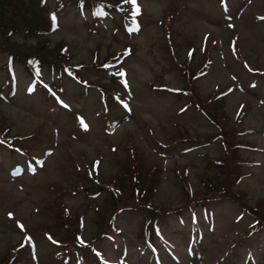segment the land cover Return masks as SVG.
<instances>
[{
	"label": "rangeland",
	"instance_id": "1",
	"mask_svg": "<svg viewBox=\"0 0 264 264\" xmlns=\"http://www.w3.org/2000/svg\"><path fill=\"white\" fill-rule=\"evenodd\" d=\"M48 4L53 7L55 2L49 0ZM167 11H171L172 15L165 19L167 27L164 28L162 19ZM132 13H142L143 18L141 21L138 16L132 18L136 22L134 30L125 31L129 35L124 37L122 29H115L103 18L99 19L96 29H87L83 21L88 20V13L77 12L73 6H64L59 11L54 32L49 35L52 42L67 46L73 63H83L77 66V70L87 80L106 78L102 69L90 64L94 53L97 62L107 50L113 55L118 54L112 62L115 73L118 76L123 73L121 76L127 81L121 106L125 102L130 105V110L129 115L120 117L116 124H104L100 115L101 105L93 100L81 102L80 98L66 94L63 95L66 104L43 100L38 91L30 92L36 86L27 85L31 77L19 66L13 68L14 84L8 92L10 97L5 93L6 96L0 98V107L11 123V132L22 136L18 142L27 144L33 153L40 154L43 166L36 168L30 177L23 169V158L13 151L15 164L25 172L17 177L13 175L16 171L14 166L5 160L11 155L10 149L6 145L0 146V210L9 209L11 214L9 221L0 224V255L6 240L5 257L9 254V247L17 241H29L32 253L50 247L33 226L51 222L46 207L54 198L61 199L70 212L81 213L83 235L94 230L96 226L93 222H102L107 213L96 217L89 209L82 212L83 192H57L50 185L58 182L59 190L74 180L84 183L80 170L93 157L98 158L97 164H93L98 167L99 174L106 178L115 172L128 138L132 139L137 153L142 151L145 157L158 160L162 165L161 181L146 203L164 207L187 201V194L171 169L175 165L184 167L185 180L196 185L197 174L207 169L203 157H198L196 152L212 156L219 149L216 139L206 146H200L203 143H197V140L167 145L163 150H154L148 144L147 128L154 129V136L161 142L165 139L161 128L171 131L176 122L186 124L191 135L209 133V125L215 130L209 121L190 107L180 114L176 113L175 108L181 103L175 100L173 93L150 88L152 81L159 84L156 76H160L169 87H178L182 83L179 69L169 67L165 40L170 44L176 43L173 50L180 58L188 53L190 45L195 49V58H200L201 49L208 45L209 61L195 79L196 90L201 96L213 91L220 95L221 90L227 88L223 92L225 127L244 131L241 141L247 142L248 146L240 148L235 155L240 154L249 160L247 169L240 173L237 181L227 178L222 185L219 182L211 188L222 194L229 187L227 191L236 196L235 199L240 198L238 195H246V204L263 203L264 72L252 74L251 68L264 67V0H232L226 6H220V11L208 5L207 0H135ZM124 44L130 46L129 54H121ZM231 51L238 56L234 57ZM2 61L0 54V63ZM40 74L45 79L49 78L45 67L40 69ZM2 78L3 71L0 70V81ZM72 82V77L65 73L62 82V87L66 88L64 91L76 87ZM88 92L95 95L93 89H88ZM70 106L78 112L77 129L67 109ZM240 111L241 120L238 124L233 123ZM39 127L48 133L46 137L33 136L34 129ZM190 144L197 145L188 147ZM43 147L46 150L41 152ZM99 180L105 183V180ZM211 188L207 189V194L212 196ZM127 191L124 190L120 199L130 197ZM205 205L204 213L184 208L178 214L156 217L155 234L160 240L152 243V249L142 245L136 237L140 215L134 211H121L114 218L112 238L100 240L97 249L106 260L117 259L121 264H219L221 258L222 264H264V227L243 234L249 226L250 217L240 212V202L221 195ZM203 216L207 218L209 228L205 226ZM202 226L205 228L199 229ZM44 255L37 260V264L52 261V255Z\"/></svg>",
	"mask_w": 264,
	"mask_h": 264
},
{
	"label": "trees",
	"instance_id": "2",
	"mask_svg": "<svg viewBox=\"0 0 264 264\" xmlns=\"http://www.w3.org/2000/svg\"><path fill=\"white\" fill-rule=\"evenodd\" d=\"M53 1L55 5L52 7L48 4L49 0H0V54L3 56V61L0 63V70L3 71V78L0 81V98L11 89L14 83L13 68L19 66L25 74L31 75L39 85L33 89L37 90L45 101L49 100L51 95L40 87L41 84H44L52 92L80 98L81 102L93 100L99 103L101 105L100 115L107 123L114 122L127 115L128 113L121 106L120 95L123 94L124 87H122L120 78L115 73V66L112 64L117 56L107 50L101 61L97 62L94 53L90 64L94 68L102 69L106 74V78L103 80L83 79L76 68V66L83 63L80 61L73 63L72 55L67 46L64 43L52 42L49 35L54 32L55 26L58 24L57 16H59V11L64 6H73L76 11L85 10L88 13V20L83 21L84 26L87 29H96L101 15L108 18L114 26L125 25V23L130 22L131 17L128 16L129 14L132 16V3H126L125 0ZM207 3L213 5L215 10L218 9V0H207ZM113 12L118 14L119 19L112 15ZM171 15L172 12L167 11L163 17L164 28L167 27L165 19ZM141 18H143V15L139 14L138 20H141ZM165 42L167 44L166 56L170 64L169 67L179 69L182 83L178 87H169L160 76H156L155 79L159 84L152 81L150 88L155 91L165 90L173 93L175 100L181 103L175 108L176 113L180 114L181 111H185L190 107L201 112L205 119L212 123L215 130L209 125L207 128L210 131L209 133L191 135L186 124L176 122L172 125L171 128L173 129L171 131L165 127L161 128L165 136L164 141L161 142L160 139L154 136V129L151 131L147 128L146 132H149L147 135L148 144L154 150H163L167 145L185 144L197 140H199L197 143H203L200 146H206L216 139L219 151L215 155L210 156L208 153L196 152L198 157H203L207 168L206 171L203 169V172L197 174L198 181L196 185L187 183L183 175L185 174L184 167L175 165L171 169L174 176L180 181L183 192L187 194L188 198L186 200L198 203L207 193V189L213 187V185H217L219 182L222 185V181L227 178H232L233 182L239 179L240 173L247 169L246 165L249 160L244 159L240 154L238 156L235 154L240 152V148L248 146V144L241 141L243 138L241 135H244V131L236 127L232 129L225 127L227 120L223 92L227 88L222 89L220 95L213 91L201 96L196 90L195 79L208 60V45L201 49L200 58H195V49L191 45L188 46V53L180 58L173 50V45L176 43L170 44L168 40H165ZM42 67H45L49 72L48 79L40 75ZM252 68L255 70V67ZM261 69L264 71V67ZM64 70L69 72L76 82V87L71 91H64L60 85ZM53 73H56V79L52 76ZM88 89H93L95 95H90ZM70 112L74 124L77 126L76 111L70 109ZM4 115V111L0 107V143H10L12 139H16L20 135L11 132V123ZM239 116L233 123L238 124L240 121L238 120ZM30 134L28 133V135ZM47 134L40 127L33 131V136L36 138L46 137ZM196 145L190 144L189 147H196ZM113 150H115V146H113ZM115 154L117 153L115 152ZM143 154L142 151L137 153L135 144L132 139L128 138L125 151L123 155H120L121 160H119L115 172L107 176L106 179H102L105 180V184H102V186L106 190V195H110V197L102 198L100 204L95 201L92 205L96 217L123 204L137 206L138 210L149 214V223L143 224L142 232L150 233L154 217L174 209L178 212L182 205L168 204L164 207H153L146 203L150 199L152 190L156 189V186L160 183L163 169H161L160 161H152ZM162 154L164 153L162 152ZM85 166L87 167V162H85ZM227 188L224 189L222 194L216 193L211 188V194L218 197L221 195L229 196L234 201L240 202L241 211L247 213L251 219L249 229L243 234H248L251 230L256 231L263 227L264 198H262L263 203L246 204V195H242L243 197L238 195L240 198L235 199L236 196H231ZM125 189L128 190L127 193L130 197L127 200H122L119 196ZM182 202L184 201L182 200ZM54 204L56 214L52 217L51 222L36 226L38 233L44 237L45 242L51 244L49 248L43 249L44 254L53 256L52 261L48 264H68L73 260L80 264H96L89 256H83V248L95 244L100 235L106 232V221H94V227L96 226V228L90 231L87 241L83 243L79 237L80 226L77 218L67 214V212L64 214L59 201H55ZM44 254L41 253L39 258L42 259L45 256ZM29 261L30 257L27 253L25 254L23 248L17 247L16 244L9 247L7 258L4 254L0 258V264H27Z\"/></svg>",
	"mask_w": 264,
	"mask_h": 264
},
{
	"label": "snow or ice",
	"instance_id": "3",
	"mask_svg": "<svg viewBox=\"0 0 264 264\" xmlns=\"http://www.w3.org/2000/svg\"><path fill=\"white\" fill-rule=\"evenodd\" d=\"M126 3H134L135 0H125ZM121 75H123V73H121Z\"/></svg>",
	"mask_w": 264,
	"mask_h": 264
}]
</instances>
